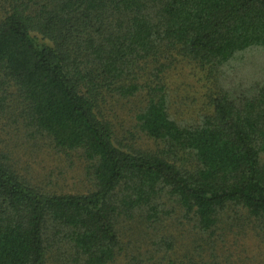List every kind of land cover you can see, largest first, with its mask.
<instances>
[{
	"label": "trees",
	"instance_id": "1",
	"mask_svg": "<svg viewBox=\"0 0 264 264\" xmlns=\"http://www.w3.org/2000/svg\"><path fill=\"white\" fill-rule=\"evenodd\" d=\"M188 64L212 90L193 122L168 88ZM138 92L155 148L102 110ZM0 111L93 184L49 189L0 147V264H264V0H0Z\"/></svg>",
	"mask_w": 264,
	"mask_h": 264
},
{
	"label": "rangeland",
	"instance_id": "2",
	"mask_svg": "<svg viewBox=\"0 0 264 264\" xmlns=\"http://www.w3.org/2000/svg\"><path fill=\"white\" fill-rule=\"evenodd\" d=\"M148 76L152 77L150 73ZM229 78L224 79L227 86L231 84ZM204 80H207L205 72L190 64L170 74L168 88L171 112L177 118L193 122L207 108L208 100L205 94H209L212 90L202 87ZM106 96L105 102L102 103V110L106 118L114 125L118 140L125 146L142 145L155 148V142L140 130L134 117L146 102V92H138L129 97H121L118 94ZM7 111L10 112V110ZM44 138L42 136L36 138V134L28 132L26 128L17 124L10 113L5 115L0 111V147L10 156L11 163L21 174L33 180L44 181L47 188L56 191L87 192L92 189L93 184L82 154L77 151L58 153ZM37 141H39L38 144H36ZM144 246L133 247V252H130L128 257L124 255L122 259L127 258L133 263L131 255L134 252H142ZM245 247L250 252H256L255 240H247ZM159 254L163 255V252ZM135 255L138 256V254ZM238 264H245V262L238 261Z\"/></svg>",
	"mask_w": 264,
	"mask_h": 264
}]
</instances>
